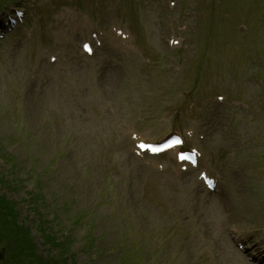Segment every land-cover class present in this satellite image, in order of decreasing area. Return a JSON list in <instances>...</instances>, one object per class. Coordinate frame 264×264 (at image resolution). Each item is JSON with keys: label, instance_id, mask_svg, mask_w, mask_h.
<instances>
[{"label": "rangeland", "instance_id": "rangeland-1", "mask_svg": "<svg viewBox=\"0 0 264 264\" xmlns=\"http://www.w3.org/2000/svg\"><path fill=\"white\" fill-rule=\"evenodd\" d=\"M9 7L27 17L0 42V195L33 245L0 244V264H261L237 241L264 256V0H0V16ZM83 18L133 33L81 58ZM198 123L222 205L168 153L133 146Z\"/></svg>", "mask_w": 264, "mask_h": 264}, {"label": "trees", "instance_id": "trees-1", "mask_svg": "<svg viewBox=\"0 0 264 264\" xmlns=\"http://www.w3.org/2000/svg\"><path fill=\"white\" fill-rule=\"evenodd\" d=\"M30 239L28 229H24L17 223V212L13 203L0 195V244L2 248H6L9 252L13 246H16L14 249L27 247ZM31 245H33L32 241ZM29 252L33 254L32 251L29 250Z\"/></svg>", "mask_w": 264, "mask_h": 264}, {"label": "snow or ice", "instance_id": "snow-or-ice-1", "mask_svg": "<svg viewBox=\"0 0 264 264\" xmlns=\"http://www.w3.org/2000/svg\"><path fill=\"white\" fill-rule=\"evenodd\" d=\"M85 47H87V46H85ZM176 142L179 143L180 141L177 140ZM141 147H149V148H152L151 145H145V144H143V143H141ZM152 150H153V151H156V150H158V149H156V148H152ZM180 158H181V159H190V157L186 156L185 154H181V155H180Z\"/></svg>", "mask_w": 264, "mask_h": 264}, {"label": "bare ground", "instance_id": "bare-ground-1", "mask_svg": "<svg viewBox=\"0 0 264 264\" xmlns=\"http://www.w3.org/2000/svg\"><path fill=\"white\" fill-rule=\"evenodd\" d=\"M259 244H260V243H258V244H257L255 247H257V248H258ZM263 260H264V258H263Z\"/></svg>", "mask_w": 264, "mask_h": 264}]
</instances>
